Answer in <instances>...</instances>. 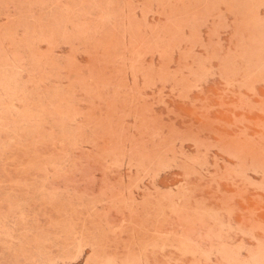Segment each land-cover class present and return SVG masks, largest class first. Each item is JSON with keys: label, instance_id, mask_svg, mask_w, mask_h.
<instances>
[{"label": "rangeland", "instance_id": "1", "mask_svg": "<svg viewBox=\"0 0 264 264\" xmlns=\"http://www.w3.org/2000/svg\"><path fill=\"white\" fill-rule=\"evenodd\" d=\"M0 264H264V0H0Z\"/></svg>", "mask_w": 264, "mask_h": 264}]
</instances>
